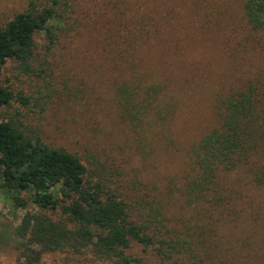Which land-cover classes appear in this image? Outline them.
Wrapping results in <instances>:
<instances>
[{
    "label": "rangeland",
    "instance_id": "1",
    "mask_svg": "<svg viewBox=\"0 0 264 264\" xmlns=\"http://www.w3.org/2000/svg\"><path fill=\"white\" fill-rule=\"evenodd\" d=\"M30 1L0 0V26ZM75 1L73 28L45 56L43 78L20 73L12 60L0 75L15 91L50 92L45 110L14 102L0 111V121L15 108L28 112V132L88 166L105 164L110 178L124 185L139 180L138 192L165 204L167 226L206 250L208 264H264V185L243 168L223 172L229 200L208 211L182 207L178 193L189 147L217 124L214 95L264 71V34L246 26L244 0ZM134 29L147 35L134 39ZM130 75L160 83L175 104L171 119L153 123L146 134L121 120L113 99L116 85ZM23 214L0 196V264H18L14 228ZM127 252L141 264H160L138 242ZM41 264L111 263L90 250L66 249L46 253Z\"/></svg>",
    "mask_w": 264,
    "mask_h": 264
},
{
    "label": "trees",
    "instance_id": "2",
    "mask_svg": "<svg viewBox=\"0 0 264 264\" xmlns=\"http://www.w3.org/2000/svg\"><path fill=\"white\" fill-rule=\"evenodd\" d=\"M74 1L32 0L0 26V75L12 60L20 73L43 78L45 56L73 28ZM242 17L248 28L264 34V0H244ZM142 33L130 34L139 39L147 35ZM38 94L15 91L0 79V111L14 102L33 112L45 110L52 94L41 89ZM113 99L135 133L166 123L176 109L164 86L133 75L116 85ZM213 106L217 124L189 147L178 190L182 207L194 210L208 211L229 200L223 172L243 168L254 184L264 185V71L218 91ZM28 114L15 108L0 121V196L24 210L14 228L18 264H41L46 253L66 249L90 250L111 264H141L127 252L134 241L160 264H208L206 250L167 226L165 204L138 192L139 180L124 185L110 178L105 164L92 162L95 157L89 159L95 165L88 166L75 153L45 142L39 132H28L23 120Z\"/></svg>",
    "mask_w": 264,
    "mask_h": 264
}]
</instances>
